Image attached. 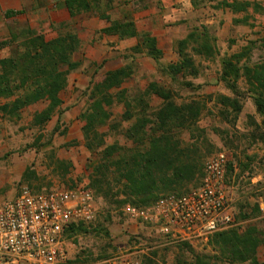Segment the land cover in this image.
Segmentation results:
<instances>
[{
  "label": "rangeland",
  "instance_id": "374dc122",
  "mask_svg": "<svg viewBox=\"0 0 264 264\" xmlns=\"http://www.w3.org/2000/svg\"><path fill=\"white\" fill-rule=\"evenodd\" d=\"M129 1L127 5L125 0H115L111 11L106 10L103 1L102 8L113 20L129 15L140 33L156 34L165 53L163 65L178 60L175 43L198 26H207L216 36L220 56L212 60L197 58L196 62L202 63L201 75L180 77L174 82L151 58L132 52L136 39L120 40L116 36L99 34L106 21L103 22L98 14H85L72 20L63 5L64 0H0V42L9 39L14 31L22 36L16 44L19 45L27 29L50 41L63 31L61 25L64 23L69 24V29L76 31L82 41L80 51L73 58L81 66L69 74L68 85L61 93L64 104L50 122L42 127L33 124L35 115L46 108V103L24 109L20 118L0 116V200L14 199L26 186L37 192L78 186L90 188L95 197L96 218L84 224L81 231L66 236V249L72 264H103L112 257L126 254L143 264H194L193 253L213 254L208 245L212 236L207 241L187 243L190 247L184 242L167 245L166 238L156 230L124 216L123 205L108 203L90 187L91 167L98 161L100 152L96 155L87 149L83 133L85 123L80 115L88 107L95 84L102 82L107 73L132 65L133 75L121 86L131 94L145 90L151 82H158L174 92L179 104L191 99L204 103L196 124V128L203 131L202 142H198L203 156L202 168L210 158L221 153L227 155L226 183L236 212L233 227L241 234L254 229L264 240V212H257L259 204H264L262 117L246 93L240 99L243 108L237 119L224 116L226 109L217 102L220 94L235 97L220 79L223 58L247 55L245 48L252 46L242 62L251 65L264 62V45L261 43L264 40V0H229L251 3L246 13L237 14L218 9L216 2L205 3L199 9H191L185 20V17L168 18L169 9L164 8L160 0ZM171 8L176 5L173 3ZM9 10L19 13L6 18L5 12ZM14 50L13 47L1 49L0 60L12 55ZM186 82L195 87L184 86ZM239 87L241 91L246 89L244 80L240 81ZM150 103L153 108H158L162 101L152 97ZM109 111L112 114L110 121L98 131L105 142L103 148L115 143L131 144L124 136L110 131L112 125L127 128L132 122L123 120V104L115 101ZM181 139L191 142L199 137L196 132L184 131ZM200 177L171 193H187L199 185ZM258 259L264 263V244L258 248Z\"/></svg>",
  "mask_w": 264,
  "mask_h": 264
},
{
  "label": "trees",
  "instance_id": "16d2710c",
  "mask_svg": "<svg viewBox=\"0 0 264 264\" xmlns=\"http://www.w3.org/2000/svg\"><path fill=\"white\" fill-rule=\"evenodd\" d=\"M103 1L106 10L114 9L115 0H64L63 5L72 20L85 14H98L107 21L109 26L99 31L101 35L116 36L120 40L136 39L132 52L151 58L159 70L174 82L180 77L197 78L201 75L202 63L196 62L197 58L212 60L220 56L216 36L207 26H198L175 43L178 60L163 65L164 52L159 48L157 39L149 32L140 33L129 15L113 20L110 14L103 11ZM125 2L130 4L129 0ZM213 2L218 3V9H228L235 14L246 13L251 6L247 1L191 0L194 9ZM255 7L261 9L258 5ZM18 13L9 10L5 12V17L12 18ZM61 26L63 31L50 41L43 35H33L27 29L19 45L16 44L22 36L14 31H11L9 39L0 42V50L7 47L15 49L12 55L0 60V116L20 118L24 109L46 103V108L35 115L33 123L42 127L61 111L64 104L61 93L68 85L69 74L81 66L73 58L82 46L79 34L69 29V24ZM261 43L264 45V40ZM245 49L248 55L252 46ZM247 55L235 54L222 59L220 79L235 97L220 94L217 102L226 109L224 116L237 119L243 108L240 99L246 93L254 101L256 111L262 117L261 127H264V62L253 65L243 63ZM133 73L132 65L107 73L102 82L93 86L88 107L80 119L85 123L83 133L87 149L96 155L100 152L98 161L91 167L90 187L110 204L148 207L161 195L177 192L192 184L200 175L202 178L203 156L198 142H202L203 131L197 129L196 124L204 103L191 99L179 104L174 92L158 82H151L145 90L131 94L121 86ZM241 80L246 83L244 91L239 87ZM183 85L194 86L191 82ZM152 97L159 98L161 106L153 108L150 103ZM115 101L125 108L123 120L132 122L127 128H122L120 124L112 125L110 131L124 136L131 144L115 143L103 148L105 142L98 131L110 121L112 114L109 109ZM184 131L198 133L199 139L183 141ZM261 140L264 141V138ZM257 212L262 213L259 206ZM83 225L72 226L65 236L81 231ZM256 233V230L250 229L241 234L234 227L217 232L208 242L213 254L193 253L194 264H264L258 259V248L264 240ZM184 243L190 247L187 242Z\"/></svg>",
  "mask_w": 264,
  "mask_h": 264
},
{
  "label": "built area",
  "instance_id": "2783aa9c",
  "mask_svg": "<svg viewBox=\"0 0 264 264\" xmlns=\"http://www.w3.org/2000/svg\"><path fill=\"white\" fill-rule=\"evenodd\" d=\"M229 159L210 158L199 185L185 194L161 196L149 207L127 204L124 216L151 227L166 244L207 241L235 225L236 212L227 189ZM95 197L87 186L50 191L23 187L14 199L0 200V264H72L66 232L95 220ZM103 264H143L130 254Z\"/></svg>",
  "mask_w": 264,
  "mask_h": 264
},
{
  "label": "crops",
  "instance_id": "0c3cea01",
  "mask_svg": "<svg viewBox=\"0 0 264 264\" xmlns=\"http://www.w3.org/2000/svg\"><path fill=\"white\" fill-rule=\"evenodd\" d=\"M160 1L163 3L164 8L169 9L168 13L170 14V16H168V18L170 19H172L173 17H185L183 18V20H185L187 13H189V11L193 9L192 4L190 3L189 0H160ZM173 3L176 5V8H171L173 6ZM103 22H105V20ZM107 26H109V23L106 21L105 23L102 24L101 29ZM152 35L157 39L159 48L164 52V50L160 46L159 37L156 34H152ZM164 57H165V53H164ZM226 96L231 97L230 95H226ZM227 189L229 192L228 186H227ZM229 195H230V192H229ZM259 207H260L261 212H264V204H261V205L259 204Z\"/></svg>",
  "mask_w": 264,
  "mask_h": 264
}]
</instances>
